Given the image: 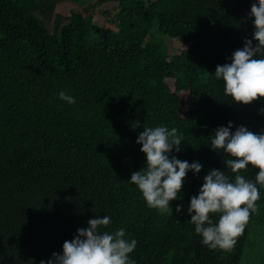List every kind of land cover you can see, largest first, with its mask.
<instances>
[{"label": "trees", "instance_id": "16d2710c", "mask_svg": "<svg viewBox=\"0 0 264 264\" xmlns=\"http://www.w3.org/2000/svg\"><path fill=\"white\" fill-rule=\"evenodd\" d=\"M60 1L0 0V264L62 254L104 215L112 223L102 230L137 241L134 264H264V188L231 251L205 246L187 211L209 170L234 181L230 157L210 146L214 131L228 122L264 131V98L235 103L214 75L251 39L254 0H76L55 10ZM52 12L49 29L42 16ZM160 125L183 137L170 158L202 165L172 215L129 183L145 167L139 133ZM257 171L241 174L254 181Z\"/></svg>", "mask_w": 264, "mask_h": 264}, {"label": "clouds", "instance_id": "9594fccd", "mask_svg": "<svg viewBox=\"0 0 264 264\" xmlns=\"http://www.w3.org/2000/svg\"><path fill=\"white\" fill-rule=\"evenodd\" d=\"M247 15L252 20L251 39L245 38L243 48L232 53L231 63L217 65L214 72L216 79L223 81L224 94L244 105L264 98V58H257L264 57V0H254ZM59 99L68 104L76 102L64 91L59 93ZM132 126L135 128L137 124ZM231 129V122L217 128L210 146L214 151L222 149L230 157L224 165L235 174L234 181L223 170H209L187 209L195 233L212 250L234 248L251 214L258 211L259 189L264 188V131L255 133L244 126ZM182 139L175 127L160 125L143 127L136 141L146 161L142 170L131 174L129 183L138 188L149 208L161 214L172 215L170 202L180 198L188 172L195 175L202 168L198 162L170 158L173 151H181ZM249 166L258 170L254 181L241 174ZM181 207H176L177 214ZM213 215H218L215 223ZM111 223L107 215L88 220L86 228L77 229L71 240L64 241L62 254L53 252L50 259L41 260L40 264H134L129 254L137 241L125 239L124 228L113 232L102 230Z\"/></svg>", "mask_w": 264, "mask_h": 264}, {"label": "rangeland", "instance_id": "374dc122", "mask_svg": "<svg viewBox=\"0 0 264 264\" xmlns=\"http://www.w3.org/2000/svg\"><path fill=\"white\" fill-rule=\"evenodd\" d=\"M78 5V3L76 2V0H62L60 2H57L55 4V10H63L66 7H74ZM54 12H52V14L50 16H42V20L44 25L51 29V24H52V18H53ZM40 17V16H39ZM41 18V17H40ZM104 25L110 26L111 28H113L112 25H109L108 23L104 22Z\"/></svg>", "mask_w": 264, "mask_h": 264}]
</instances>
